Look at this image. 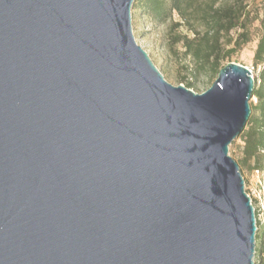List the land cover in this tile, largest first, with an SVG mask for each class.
Wrapping results in <instances>:
<instances>
[{
  "label": "water",
  "instance_id": "water-1",
  "mask_svg": "<svg viewBox=\"0 0 264 264\" xmlns=\"http://www.w3.org/2000/svg\"><path fill=\"white\" fill-rule=\"evenodd\" d=\"M134 2L0 0V264H255V78L173 86Z\"/></svg>",
  "mask_w": 264,
  "mask_h": 264
},
{
  "label": "trees",
  "instance_id": "trees-1",
  "mask_svg": "<svg viewBox=\"0 0 264 264\" xmlns=\"http://www.w3.org/2000/svg\"><path fill=\"white\" fill-rule=\"evenodd\" d=\"M254 1L135 0L132 7L156 23L165 24L172 21L174 15L178 17L171 29L177 31L174 39L182 45L185 56L191 59V67L187 69L194 78L204 72L218 77L220 70L234 62V56L252 41L251 28L262 15L261 35L254 56L257 66H252L255 70L263 66L255 77L253 98L257 102L251 104L252 114L243 132L232 143L239 139L243 141L244 145L239 147L243 153L242 164L252 173L264 172V0L256 5ZM181 28L187 32H180ZM186 87L194 89L195 83L188 81ZM260 213L257 208L255 264H264V228L258 220Z\"/></svg>",
  "mask_w": 264,
  "mask_h": 264
},
{
  "label": "rangeland",
  "instance_id": "rangeland-1",
  "mask_svg": "<svg viewBox=\"0 0 264 264\" xmlns=\"http://www.w3.org/2000/svg\"><path fill=\"white\" fill-rule=\"evenodd\" d=\"M230 0H221L222 3H227ZM260 0H255L254 4H259ZM178 17L174 15L172 21H168L165 24L156 23L143 12L132 8V30L136 42L141 46L150 56L157 68L162 72L165 79L173 86L184 85L186 83H195L194 90L198 94H202L211 88L217 77H213L209 72L201 73L197 78L191 77L187 67H191L190 57H186L184 49L181 44H177L174 34L177 32L171 29V26ZM261 19L262 15H259V19L256 20L251 28L252 41L247 44L241 51H239L233 58L234 62L243 64L247 67L257 66L254 62V56L259 43L261 35ZM180 32L186 33L185 28H181ZM263 66H258L257 71H261ZM254 98L251 99L250 105L255 104ZM242 140H237L235 144H232L230 148L231 157L239 163L241 166V173L246 182L247 191L249 188L259 190L264 188V177H257L255 173L249 171L247 166L242 164L243 153L239 148L243 146ZM264 196V193H260ZM257 202L255 208L257 207ZM260 226L264 228V213L258 215ZM256 259L254 258V261Z\"/></svg>",
  "mask_w": 264,
  "mask_h": 264
},
{
  "label": "built area",
  "instance_id": "built-area-1",
  "mask_svg": "<svg viewBox=\"0 0 264 264\" xmlns=\"http://www.w3.org/2000/svg\"><path fill=\"white\" fill-rule=\"evenodd\" d=\"M252 73V77L255 78L256 76H258V74L260 73V71L255 70L254 67H248ZM254 101L257 102V100L254 98ZM255 175H257V177L263 176L264 177V172L261 171H255ZM248 188H246V192L247 194L250 196L251 198V202L254 205L255 208V204L257 202V207L261 210V213H264V196L262 197L260 193H264V188H260L259 190L254 189V188H249V191H247ZM257 208H255L256 210Z\"/></svg>",
  "mask_w": 264,
  "mask_h": 264
}]
</instances>
